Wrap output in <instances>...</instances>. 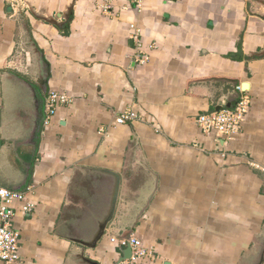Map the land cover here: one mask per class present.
Instances as JSON below:
<instances>
[{
	"label": "crops",
	"instance_id": "crops-1",
	"mask_svg": "<svg viewBox=\"0 0 264 264\" xmlns=\"http://www.w3.org/2000/svg\"><path fill=\"white\" fill-rule=\"evenodd\" d=\"M52 91L72 102L46 125ZM244 92L243 132L204 133L198 117ZM90 168L121 185L87 258L117 264L113 239L134 234L156 260L121 264H247L264 246V0H0V186L26 195L22 264H85L68 238L109 182Z\"/></svg>",
	"mask_w": 264,
	"mask_h": 264
},
{
	"label": "built area",
	"instance_id": "built-area-1",
	"mask_svg": "<svg viewBox=\"0 0 264 264\" xmlns=\"http://www.w3.org/2000/svg\"><path fill=\"white\" fill-rule=\"evenodd\" d=\"M137 8H140L145 0H134ZM143 61V60H142ZM238 90L241 91L239 87ZM72 99L66 94L50 92L46 99V120L49 125L60 106L71 104ZM251 98L242 94L233 108H224L221 111H212L200 115L197 123L206 134H216L224 141H230L243 132L245 121L250 113ZM141 119V115L135 111H124L116 118L117 124H126ZM26 195L8 190L0 186V262L1 264H22L20 235L15 229V209L12 204L15 201H23ZM33 205L24 207L25 213L33 212ZM120 248L130 247L132 256L129 263H138L141 260H156L155 252L144 246L142 240L132 234L127 238L113 239Z\"/></svg>",
	"mask_w": 264,
	"mask_h": 264
},
{
	"label": "water",
	"instance_id": "water-1",
	"mask_svg": "<svg viewBox=\"0 0 264 264\" xmlns=\"http://www.w3.org/2000/svg\"><path fill=\"white\" fill-rule=\"evenodd\" d=\"M236 105V104H235ZM234 105V106H235ZM231 103L226 105V108L234 107ZM224 107L219 106L216 111H221ZM88 176L94 177L93 175H100L104 179H107L108 188L107 191L102 192V194L106 198V203L100 206L102 210L101 215L96 217V225L93 226L85 239H77V238H68L70 241L77 243L78 245L83 247V251L81 253L82 262L85 264H99L89 258L86 257L85 251L86 249H96L99 243L102 241L104 236L107 233L109 226L113 223L115 219V215L117 212V206L120 196V185H121V177L118 173L113 171L104 170V169H96L90 168L87 169ZM94 179L90 182L92 184ZM258 245V242L256 243ZM120 259L117 264H121L122 262H128L132 256V250L130 247L120 248ZM247 264H263L264 262V246L258 247L254 253L243 259Z\"/></svg>",
	"mask_w": 264,
	"mask_h": 264
},
{
	"label": "rangeland",
	"instance_id": "rangeland-1",
	"mask_svg": "<svg viewBox=\"0 0 264 264\" xmlns=\"http://www.w3.org/2000/svg\"><path fill=\"white\" fill-rule=\"evenodd\" d=\"M93 185H95L94 183L91 185L92 187H93ZM95 188V187H94ZM81 200H83V199H81ZM85 201H87L88 202V200H85ZM84 201V203H80V205H82V204H86L87 202H85Z\"/></svg>",
	"mask_w": 264,
	"mask_h": 264
},
{
	"label": "trees",
	"instance_id": "trees-1",
	"mask_svg": "<svg viewBox=\"0 0 264 264\" xmlns=\"http://www.w3.org/2000/svg\"><path fill=\"white\" fill-rule=\"evenodd\" d=\"M252 58H255V56L253 57L252 56ZM92 181V178H88V183H90ZM90 186H91V184H90Z\"/></svg>",
	"mask_w": 264,
	"mask_h": 264
},
{
	"label": "flooded vegetation",
	"instance_id": "flooded-vegetation-1",
	"mask_svg": "<svg viewBox=\"0 0 264 264\" xmlns=\"http://www.w3.org/2000/svg\"><path fill=\"white\" fill-rule=\"evenodd\" d=\"M84 228V227H83ZM85 229V228H84Z\"/></svg>",
	"mask_w": 264,
	"mask_h": 264
}]
</instances>
